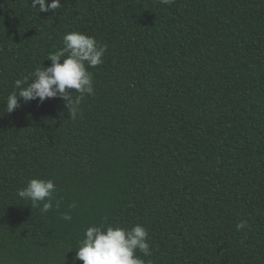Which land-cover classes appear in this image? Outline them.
<instances>
[{"label": "trees", "instance_id": "16d2710c", "mask_svg": "<svg viewBox=\"0 0 264 264\" xmlns=\"http://www.w3.org/2000/svg\"><path fill=\"white\" fill-rule=\"evenodd\" d=\"M60 2L0 0V264H73L101 224L145 227L146 264H264V0ZM69 32L108 49L77 117L8 113ZM33 178L57 187L47 213L18 196Z\"/></svg>", "mask_w": 264, "mask_h": 264}, {"label": "clouds", "instance_id": "9594fccd", "mask_svg": "<svg viewBox=\"0 0 264 264\" xmlns=\"http://www.w3.org/2000/svg\"><path fill=\"white\" fill-rule=\"evenodd\" d=\"M162 4H172L174 0H160ZM39 12H50L61 7L60 0H31V7ZM63 48L50 54L48 60L52 63L47 68H37L32 77H25L15 81V88L6 102L7 112L15 111L21 100L27 104L33 100L41 103L48 99L59 98L65 101L71 119H75L80 112V105L85 95L94 94L93 74L89 68L101 65L107 52V45H100L93 36L81 32H69L63 38ZM62 61V63H61ZM31 81V83H29ZM75 89L79 95H73L69 90ZM57 187L51 179H31L27 186L18 191V196L30 200L33 208H39L47 213L53 208ZM42 204V207H41ZM57 208L59 201H56ZM73 204L70 207H75ZM64 220H71L70 214L63 215ZM246 222L242 221L236 227L243 229ZM73 259L83 261V264H146L137 255L151 256L148 242V231L142 225H135L131 229L113 227L111 225L88 227L84 239ZM147 264H151L149 260Z\"/></svg>", "mask_w": 264, "mask_h": 264}]
</instances>
